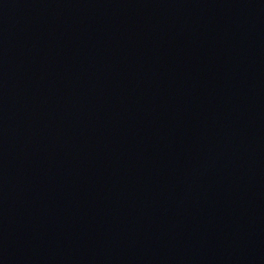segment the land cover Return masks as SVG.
<instances>
[{
	"label": "water",
	"instance_id": "95a60500",
	"mask_svg": "<svg viewBox=\"0 0 264 264\" xmlns=\"http://www.w3.org/2000/svg\"><path fill=\"white\" fill-rule=\"evenodd\" d=\"M0 264H264V140L0 0Z\"/></svg>",
	"mask_w": 264,
	"mask_h": 264
}]
</instances>
